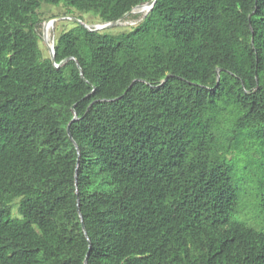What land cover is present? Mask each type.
<instances>
[{"label":"trees","instance_id":"1","mask_svg":"<svg viewBox=\"0 0 264 264\" xmlns=\"http://www.w3.org/2000/svg\"><path fill=\"white\" fill-rule=\"evenodd\" d=\"M145 1L0 0V264H264V224L233 216L248 183L264 216V0L76 22L58 66L39 47L42 3Z\"/></svg>","mask_w":264,"mask_h":264},{"label":"rangeland","instance_id":"2","mask_svg":"<svg viewBox=\"0 0 264 264\" xmlns=\"http://www.w3.org/2000/svg\"><path fill=\"white\" fill-rule=\"evenodd\" d=\"M139 12V13H138ZM145 12V11H144ZM143 11L137 9L131 10L123 18H121L116 24L108 26L104 29H110L112 31L130 28L135 25L143 16ZM39 21L37 30L39 33V47L44 55H50V45L55 41L57 35L71 27L76 21L72 17H79L83 22L93 26L95 23L100 22L97 15L92 12H80L73 10L71 12L66 10L63 4H51L42 3L38 8ZM62 15V16H61ZM54 18L51 21L50 28L48 31L45 29V22ZM255 147H251L247 152L241 153L237 159V173H240L244 165L245 170L248 173L256 171L257 163L259 158L252 154ZM245 186V185H244ZM248 187L247 195L242 197L239 201V206L234 213V218L245 221L248 224L261 226L264 224V216L258 213V203L255 198V189L252 184H246Z\"/></svg>","mask_w":264,"mask_h":264},{"label":"water","instance_id":"3","mask_svg":"<svg viewBox=\"0 0 264 264\" xmlns=\"http://www.w3.org/2000/svg\"><path fill=\"white\" fill-rule=\"evenodd\" d=\"M155 0H146L145 2H142V3H138V4H135L134 6L131 7L130 10L124 12L121 16H119L118 18L116 19H113V20H108V21H100V22H97L95 23L93 26H90L89 24L83 22L79 17H72L76 22L78 23H82L85 27H87L88 29H97V30H100V29H104L108 26H111V25H114L116 24L121 18H123L127 13H129L131 10L135 9L136 7L138 6H145L146 7V10L145 12H147L153 5ZM144 12V13H145ZM62 16V15H61ZM54 18H51L50 19V22L53 21ZM54 42L51 43L50 45V59L51 61L54 63L55 66H58L59 64H61L62 62H64L66 59L70 58L71 56H68L64 59H62L61 61L59 62H56L55 59H54ZM80 72V71H79ZM75 118V113H74V117ZM67 131H68V135L69 137H71V134L69 132V127H67ZM84 264H86V256H85V259H84Z\"/></svg>","mask_w":264,"mask_h":264},{"label":"bare ground","instance_id":"4","mask_svg":"<svg viewBox=\"0 0 264 264\" xmlns=\"http://www.w3.org/2000/svg\"><path fill=\"white\" fill-rule=\"evenodd\" d=\"M135 9H137L138 11H145L146 10V7L145 6H138L136 7ZM139 13V12H138ZM50 25H51V22L50 20L46 21L45 22V29L48 31V29L50 28Z\"/></svg>","mask_w":264,"mask_h":264}]
</instances>
